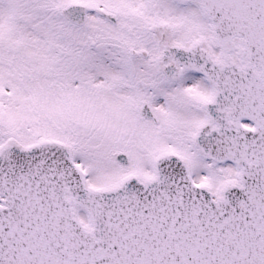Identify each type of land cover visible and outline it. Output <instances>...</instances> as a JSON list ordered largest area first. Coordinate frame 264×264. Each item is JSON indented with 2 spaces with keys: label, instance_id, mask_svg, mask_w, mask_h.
<instances>
[{
  "label": "snow or ice",
  "instance_id": "obj_1",
  "mask_svg": "<svg viewBox=\"0 0 264 264\" xmlns=\"http://www.w3.org/2000/svg\"><path fill=\"white\" fill-rule=\"evenodd\" d=\"M0 264H264V0H0Z\"/></svg>",
  "mask_w": 264,
  "mask_h": 264
}]
</instances>
